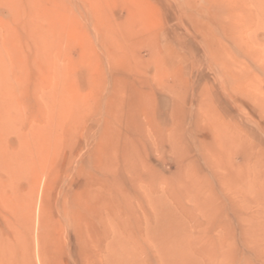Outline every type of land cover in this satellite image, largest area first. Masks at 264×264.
<instances>
[{
    "label": "rangeland",
    "instance_id": "obj_1",
    "mask_svg": "<svg viewBox=\"0 0 264 264\" xmlns=\"http://www.w3.org/2000/svg\"><path fill=\"white\" fill-rule=\"evenodd\" d=\"M0 264H264V0H0Z\"/></svg>",
    "mask_w": 264,
    "mask_h": 264
}]
</instances>
